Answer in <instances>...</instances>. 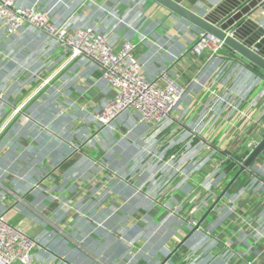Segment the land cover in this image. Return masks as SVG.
Returning a JSON list of instances; mask_svg holds the SVG:
<instances>
[{
  "label": "crops",
  "instance_id": "crops-1",
  "mask_svg": "<svg viewBox=\"0 0 264 264\" xmlns=\"http://www.w3.org/2000/svg\"><path fill=\"white\" fill-rule=\"evenodd\" d=\"M16 1L114 50L131 42L148 79L166 72L186 92L172 120L128 111L101 127L117 92L95 65L31 27L0 29V211L36 243L32 264H161L235 175L223 160L264 138V74L224 48L195 54L204 32L152 0ZM173 1L203 15L221 0ZM253 20L264 29V11ZM166 264H264V150Z\"/></svg>",
  "mask_w": 264,
  "mask_h": 264
},
{
  "label": "built area",
  "instance_id": "built-area-1",
  "mask_svg": "<svg viewBox=\"0 0 264 264\" xmlns=\"http://www.w3.org/2000/svg\"><path fill=\"white\" fill-rule=\"evenodd\" d=\"M31 27L65 52L70 60L83 58L95 65L106 84L116 90L114 98L108 100L93 116V121L101 127L113 128L121 114L134 111L146 124L159 125L172 120V116L182 101L186 88L166 72L154 79H148L142 65L134 57L136 46L124 42L119 50H114L106 37L92 26L69 30L67 22L55 24L50 11L36 5H20L16 0H0V29L3 37L18 34L22 28ZM224 48V43L211 34L202 33L192 45V51L214 57ZM4 94L0 90V102ZM258 142L248 143L251 152ZM231 160L226 157L223 164ZM241 165V164H240ZM6 210L0 211V264H32L36 243L7 219ZM192 225V224H191Z\"/></svg>",
  "mask_w": 264,
  "mask_h": 264
},
{
  "label": "water",
  "instance_id": "water-1",
  "mask_svg": "<svg viewBox=\"0 0 264 264\" xmlns=\"http://www.w3.org/2000/svg\"><path fill=\"white\" fill-rule=\"evenodd\" d=\"M152 1L185 19L204 33L211 34L222 41L224 49L238 64L251 71H260L264 74V29L253 20L257 10L264 11V0H221L215 8L203 15L196 14L173 0ZM263 150L264 138L250 152L200 220L161 264H166L185 245L187 240L201 229L202 224L227 195L233 184L242 173L247 171Z\"/></svg>",
  "mask_w": 264,
  "mask_h": 264
},
{
  "label": "rangeland",
  "instance_id": "rangeland-1",
  "mask_svg": "<svg viewBox=\"0 0 264 264\" xmlns=\"http://www.w3.org/2000/svg\"><path fill=\"white\" fill-rule=\"evenodd\" d=\"M88 141H89V140L87 139V142H88ZM254 141L258 142L257 140H254ZM251 142H252V140H251L249 143H251ZM258 144H259V142H258ZM258 144H257V145H258ZM257 145H256V146H257ZM75 150L77 151L78 148H74V151H75ZM248 152H249V151H248ZM249 154H250V152H249ZM249 154H248V155H249ZM247 157H248V156H247ZM240 164L242 165L243 162H241ZM241 165H239V167H240ZM0 184L3 185L2 181H0ZM4 186H5L4 189H7V190L9 189V190H10V188H9L7 185H4ZM4 186H3V187H4ZM6 186H7V187H6ZM39 187H41L39 183H35V184L33 185V188H34V189L39 188ZM7 190H6V191H7ZM3 203H4V201L2 200L1 195H0V210L5 209V205H3ZM2 207H4V208H2ZM16 214H17V212H16L14 209H13L12 211H11V210H9V211L7 210V212H6V219H7L11 224H13V223H12V219H13L14 216H16ZM190 223H194V222L192 221V222H190ZM192 225L194 226L195 224H192ZM193 226H192V227H193ZM16 229H17V228H16ZM17 230H18V229H17ZM127 246L129 247V250H130V251H129V255L132 256L134 245L128 243ZM35 255H36V252H35Z\"/></svg>",
  "mask_w": 264,
  "mask_h": 264
},
{
  "label": "trees",
  "instance_id": "trees-1",
  "mask_svg": "<svg viewBox=\"0 0 264 264\" xmlns=\"http://www.w3.org/2000/svg\"><path fill=\"white\" fill-rule=\"evenodd\" d=\"M247 154L245 153L244 156L235 155L232 157V160H227V176L232 177L238 170V165L236 162H241Z\"/></svg>",
  "mask_w": 264,
  "mask_h": 264
}]
</instances>
